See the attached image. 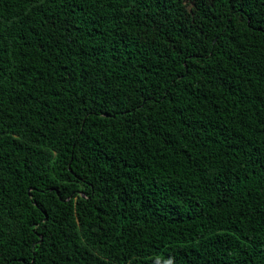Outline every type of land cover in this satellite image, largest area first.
<instances>
[{"label":"trees","instance_id":"16d2710c","mask_svg":"<svg viewBox=\"0 0 264 264\" xmlns=\"http://www.w3.org/2000/svg\"><path fill=\"white\" fill-rule=\"evenodd\" d=\"M0 264H264V0H0Z\"/></svg>","mask_w":264,"mask_h":264}]
</instances>
